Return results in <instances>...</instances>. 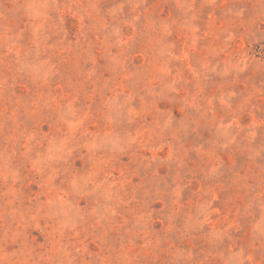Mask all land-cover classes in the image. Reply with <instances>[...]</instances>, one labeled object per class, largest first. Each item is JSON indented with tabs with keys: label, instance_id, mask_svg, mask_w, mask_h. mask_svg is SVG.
<instances>
[{
	"label": "rangeland",
	"instance_id": "rangeland-1",
	"mask_svg": "<svg viewBox=\"0 0 264 264\" xmlns=\"http://www.w3.org/2000/svg\"><path fill=\"white\" fill-rule=\"evenodd\" d=\"M0 264H264V0H0Z\"/></svg>",
	"mask_w": 264,
	"mask_h": 264
}]
</instances>
